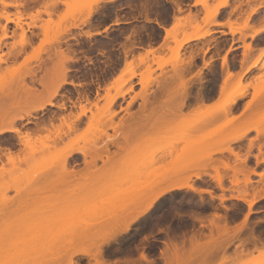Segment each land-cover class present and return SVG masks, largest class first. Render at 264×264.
<instances>
[{"label":"rangeland","instance_id":"rangeland-1","mask_svg":"<svg viewBox=\"0 0 264 264\" xmlns=\"http://www.w3.org/2000/svg\"><path fill=\"white\" fill-rule=\"evenodd\" d=\"M3 1L6 3L21 2V0ZM166 2L168 3V0ZM227 2L228 0H223L221 5H226ZM30 3H50L53 7L45 8L43 11L37 9L36 14L33 15L30 9L24 11L20 8L5 7L0 3V36L4 26L8 28L9 35L7 39L3 40L4 44L0 43V57L7 60L6 63L0 64V128H10L14 125L22 133L31 131L33 133L32 141L35 144L38 143L37 141L40 140L39 142H41L42 140L35 147L38 146L36 148L40 150V146L41 149H44V153L41 151L40 154H37L36 160L30 166H26L25 163H21L19 160L16 162V167L12 166L8 161L7 149L11 148V151L17 154V158L19 157L21 160L24 158L26 151L24 153V147L19 145L18 137L15 134H7L0 137V168L4 167L5 171L14 169L13 167L20 168L17 173H14L16 175L13 177L9 176V174L4 175L3 171L2 176L5 184L2 181L1 183L5 185L2 188L6 193L2 191L0 193L1 197L8 195L10 201V198L17 200L15 195H88L94 200H98L100 197H130V199H133L143 196L152 198L153 195H147L148 191L159 180L172 178V180L182 181L192 176L189 181L190 184L197 189H211L216 195V199L182 191L166 196L156 206L159 209H164L172 200L174 203L172 204L176 205L177 208L182 207L186 202L189 203L191 210H198L201 207L208 206L215 208L213 215L202 219L199 215H191L192 219H201L200 223L208 227V230L205 231L206 235L197 237L200 240L196 238L202 242H199L200 245H196L193 253V264H200L201 260L206 258V256L209 261H214L215 264H219L224 258L232 260L234 257L236 261L253 262L255 259L264 260V257L261 256L262 247H259L258 244L260 240L259 228L254 227V229H251L252 236L249 237L244 234L242 223L241 227H239L241 230L238 229L239 231L234 236V230L237 231V229L232 227L233 222L229 220L231 211L228 207L236 205L232 203L233 201L242 202L233 200L232 196L241 195L251 200L264 194V188L262 187L264 184L254 183V177H261L258 171L261 170L260 166L264 164V154H262L264 149L261 148V140L264 139V74L260 73L252 82L244 84L246 73L235 76L227 70L224 82L220 87V100L208 106L205 102L198 105L193 103L198 95V98H204L201 94H206V91L209 88L211 89V87H217L220 82L218 68L214 69L212 62L205 61V59L200 67L198 62L192 60L191 63L195 64L190 69L192 71L184 75L180 73L181 68L184 64H188V60H190L192 55H195V59L201 53L206 57L209 51V45L208 47L204 45L201 48H195L185 56L182 53L183 47H180L181 42L187 36L209 32V27L215 25L214 17L218 11L208 8L209 0H197V3L202 5L206 12L205 18L201 21L203 24H199L197 15H192L190 10L188 16L179 19L174 29L169 31L167 41L160 49H153V45H149L147 50H141L138 47H146L151 42L157 43L161 37V32L149 24H142L139 30L132 27L114 31L105 37L101 35L89 37L88 35L91 33L82 32V30L79 33H72V28H79L81 25H85L83 22L93 7L92 0H30ZM59 4L64 5L67 11L60 17V22L55 23L53 21L54 8ZM134 8V0L109 1L98 8L95 13L96 18L91 25L105 26L109 23H114L113 25H115L114 21L117 18L120 19L121 14L126 15L129 19L137 18L138 14L134 12ZM181 9L180 7L179 11L183 13ZM171 12L172 10L170 12L165 11L163 13L164 19H168ZM19 13L23 15L22 23L20 24L27 31L26 36L28 37L26 38L29 42V45L23 47L24 49L19 45L22 30L17 28L15 23L7 24L4 19V16L10 15L12 19L16 20L20 16ZM158 15L161 14L158 13ZM27 24H31V27H28ZM34 28L41 29V33L34 35L36 41H38L37 44L35 39L32 40L29 36L30 31ZM189 29H191V32H189ZM242 30H244V27L236 28L232 32ZM137 32H142V35L137 34L134 42H129L125 39L126 33ZM10 39H14L11 45L8 44ZM119 43H122V52L116 50L119 47ZM27 47H31L29 53L25 52ZM138 50L143 53L136 54ZM149 50L155 52L147 55ZM126 51L131 53L129 52V55H125ZM18 52L20 54L14 56ZM23 53L24 55H22ZM10 55L12 56L10 57ZM141 57L143 58L142 62L140 60ZM225 58L227 67L228 57ZM262 59L263 55L255 60L252 66L259 65ZM123 70L124 73L122 74ZM129 71L136 72V77L131 79V81L128 80L130 77ZM65 72H67L66 78L68 82L74 81L75 84H80V86L64 85L54 98L56 107L48 106L44 110L35 112V107L52 98L54 91L61 84ZM187 83L190 85L192 101L190 107H188L189 109L186 107L181 110L178 105H180V99L182 98V87ZM111 84L114 86L111 89L112 97H116L118 93L128 90L131 86L133 90L126 94L124 98L117 96L112 107L108 108L107 103L111 97H107L106 93L107 88ZM205 89L206 91H204ZM250 90L253 91V95L243 105L241 111L233 110L227 112L226 105L230 98L240 93H245V96H247ZM78 92L86 93L89 97H96L92 101L89 98L91 102L82 99L80 104L76 103V106H74L70 101L77 96L79 97ZM111 95L109 94V96ZM128 97L126 108H128L129 103L134 101L127 112L126 108L124 110L121 109L124 116L118 119L121 114L117 112V103L126 100ZM95 103L98 104L97 107H95ZM137 103H140L139 109L137 112H133ZM62 104H66V107L64 109L58 108ZM68 105H71V107H68ZM84 105L91 112L87 110V116H83L76 124L73 122L74 118L79 115L81 107ZM30 113L35 117L32 119L34 123H28L26 120L20 121V118H26ZM92 116H96L94 117L96 118V120L94 119L95 121L99 119L100 121L96 125V122L92 119L95 124H92L93 121L91 120V127L90 118ZM72 119L74 120L72 121ZM83 119H86L84 123H82ZM37 122L42 124L40 125L42 126L40 131H37L35 125ZM71 123H74L72 125L75 128V130L72 129L74 131L68 129L67 125H71ZM93 125H96V127H93ZM126 125L127 129H125ZM114 126H118V128L112 129ZM126 130L131 135L137 134L136 131H139L137 143H135V139L130 143L132 144L130 147L134 146L135 151L132 149L129 154H126L125 150L122 149L129 147L125 145L127 144L124 137L127 135ZM252 132H255L256 136L249 139L247 147L242 144L236 145L237 143L228 144L234 137L242 133L247 135L241 141L245 143V140L249 138ZM47 135H50L49 140H47ZM57 135L61 136L62 140H58ZM10 141L14 144L12 145ZM8 143H10V146H8ZM122 143L124 144L122 145ZM68 145L75 152L81 150L85 153L84 155L80 154L83 161H77L79 165H75L77 156L73 161H70V165L68 164L67 168L69 170V173H67L70 175L61 183L57 182L53 190L29 193L30 182L28 181L30 180V174L33 176L32 179L42 178L44 173L46 175L49 172V174L53 173L55 176L59 172L61 174V165L55 160L56 154ZM250 145L252 147H249ZM46 146L52 147L47 148ZM226 147L239 153L241 158L239 160L236 159L229 151H225V155L217 153V151ZM113 152L114 154L117 152L118 155L116 153L115 156ZM96 156L98 158L102 156V160L98 158L95 160ZM245 158L247 159L245 160ZM253 159L256 160V168L252 167ZM179 165L180 167L192 165L195 168L188 171L185 175L179 174V176L174 177L173 171L180 168L178 167ZM224 165L237 168V170H226L223 168ZM204 167L207 168L206 172L202 170ZM214 167H218V173L213 169ZM198 173L202 174L201 179L194 176V174ZM218 175L224 179L223 186L225 191L219 187L218 182L215 180ZM62 176L60 177L62 178ZM60 177L57 178L61 179ZM236 179L239 180V184L233 185L232 181ZM248 179L251 184L246 187ZM206 180H211L217 186V189L206 184L204 182ZM5 187L8 188L7 191ZM245 190H247L248 195L245 194ZM224 195L229 197L225 201V207L223 209L220 206L215 207L216 203L220 202V196ZM8 197H4V199L6 198L7 200ZM104 198H102L104 201L101 202L102 204L100 200H98L99 203H93L94 201H92L83 209L88 214L102 215L103 217L100 216L103 223L100 222L90 228L99 231L103 230L104 232L111 230V233L123 229L120 227L123 226L122 224L116 225V221L112 220L113 218H109L111 213H114L113 211H121V209L118 206H116L118 210L112 208L111 203L104 200ZM209 199H211L210 202ZM125 200L126 204L129 203ZM116 201L113 199L112 202ZM119 201L116 203L120 204ZM176 201L180 203L176 204ZM13 202L12 204L16 201ZM145 203L147 204L148 201H145ZM256 205L257 203L254 205L253 210L257 209ZM8 207L6 210H8ZM140 207L133 208L132 206L131 209L133 210H131L128 205L126 209L124 208V211L120 212V215L123 213L128 214L129 212L135 215ZM9 209H14L13 205L10 204ZM128 209L131 211L127 213ZM135 209L136 211H134ZM215 215L222 216L223 221L222 219H215ZM99 216L97 217L98 219ZM163 217L167 219V212ZM175 217L179 218L180 216L175 215ZM248 217L250 218L251 215ZM226 218L227 220H225ZM237 220L238 218L235 221ZM212 222L220 226L227 224L230 229V236L222 235L219 237L218 229H215L216 226L212 227ZM132 227L134 225L130 229ZM211 228H214L213 237L220 240L218 242L211 241V246L215 245V248L206 254L205 246L210 241ZM205 236L206 238H204ZM104 237L106 236L96 238L95 243L100 244ZM236 244L239 246L236 247L235 253L232 254V248ZM251 244L254 249L252 252H248L246 246ZM189 248L178 247L177 251L182 250L178 251V261L185 262V264L190 263ZM172 253L173 251L166 254L165 264L172 262ZM227 264H235V262Z\"/></svg>","mask_w":264,"mask_h":264},{"label":"bare ground","instance_id":"bare-ground-1","mask_svg":"<svg viewBox=\"0 0 264 264\" xmlns=\"http://www.w3.org/2000/svg\"><path fill=\"white\" fill-rule=\"evenodd\" d=\"M107 1L111 2L114 0H97L96 6L91 8L90 12L88 13V17L84 20L83 24L88 23V21L90 19H92V17L97 12L99 6H101L102 3L107 2ZM240 1H242V0H240ZM2 4L5 7H12V5H14L16 3H6L3 1ZM19 14H20V16L16 20L12 19L10 17V15H7V14H6L7 16H4V19L7 21V24L8 23H15L17 25V28H20L22 30V34L20 36L21 40L19 41V45L23 48L24 46L26 47V45H29V42H28V39L26 38V37H28V36H26L27 31L24 30L23 26H21V24H20V23H22L23 15L21 13H19ZM117 24L118 23H115V25H117ZM27 25H28V27H31V24H27ZM2 29H3V31H2V35L0 36V39H1L0 43L4 44L3 40L7 39L9 37V35H8V31H7L8 28L7 27L4 26ZM169 33L170 32H168V35H169ZM210 33L211 32H205L202 34L198 33V34H193V35L187 36L181 42L180 47L182 48L185 44H188L189 42H191L193 40L203 39V38L209 36ZM92 35L93 34H89L88 36L90 37ZM168 35H166V36H168ZM245 48H247V50L251 49L249 45L246 46ZM0 49H1V46H0ZM130 51H128V52L126 51L125 55H127ZM20 52H18L17 55H14V56H18V54H20ZM154 52L155 51H153V50H149V51H147V55L153 54ZM11 56L12 55H10V57ZM14 58H16V57H14ZM140 60L142 62L143 58L141 57ZM192 60H195V55L194 56L192 55L190 60H188V64H187L188 66L184 64V66H187L188 69L184 66L181 68V70H180L181 74L184 75L185 73L192 71V70H190V69H192L191 67L195 66L194 63L193 64L191 63ZM223 60H224L223 66L226 67V65H225L226 58H224ZM6 61H7L6 59L4 60L3 58L0 57V64L6 63ZM223 66H222V68H223ZM228 70H229L228 72L230 73L229 68H228ZM123 73H124V70H123L122 74ZM129 76L130 77L128 80L131 81V79L136 77V72L135 71H132V72L129 71ZM66 77H67V72H65L63 74L61 84L54 91L52 98H49L48 100L40 103L37 107H35L34 108L35 112L44 110L48 106L49 107H56L57 105H56V103H54V98L59 94V89H61L64 85L69 84V85H72L74 87H77V85L74 83V81L68 82ZM118 80H122V79H118ZM187 84H184L182 87V93H181L182 101L180 99V105H178L181 110H183V108L190 107V105H191L190 103L192 101V99L190 97V91H191L190 87H189L190 85L189 84L187 85ZM110 87L107 88V93H106L107 97H111V99H109L108 103H107L108 108L112 107L117 96L124 98L126 96V94H129V92H131L133 90V87L131 86L130 88H128V90L118 93L116 95V97L115 96L112 97L111 89L114 86H112V84H111ZM212 89H214V88L211 87V90L209 88L208 91H212ZM200 91H201V89H200ZM204 91H206V89ZM213 92H211V93H213ZM211 93H209V94H211ZM78 94H79V97H78L77 101L76 102L73 101L74 106H76V103L80 104L82 99H84V100L86 99L87 102L90 101V99H89L90 97L88 96V94L79 93V92H78ZM109 94L111 96H109ZM203 94H205V93H203ZM203 94H201V96H204V98L203 97L198 98V96H199L198 95L197 99H195L193 104L196 103V105H198L200 103H204V102H206L205 100H207L209 97L212 96V95L210 96L207 93L209 95V97L205 98V95H203ZM243 97H245V93H240V94L230 98L228 100L227 105H226L227 106V109H226L227 112H231L233 110L238 111V109L240 107L238 101L240 99H242ZM132 102L129 103L128 108L131 106ZM178 104H179V101H178ZM94 105H95V107L98 106L97 103H95ZM262 106H263V104H262ZM65 107H66V104H62L61 106H58V108H61V109H64ZM128 108L125 109L126 112H127ZM87 110H89V109L88 108L86 109L85 105L83 107H81V112L79 113L78 116H76L74 118L75 120L72 119V121L74 120L73 121L74 123H76V122L78 123L83 116H87L86 115V112H88ZM89 111L91 112V110H89ZM116 114H114V115H116ZM94 117H96V116H92L90 118V126L91 127H92V124H95L94 121L96 120V118H94ZM34 118L35 117L30 113L29 115H27L26 118H20V121L26 120V121H28V123H34V122H32V119H34ZM97 118L99 119V117H97ZM92 119L93 120L95 119V120L93 121ZM91 120L93 121L92 124H91ZM98 121H100V119ZM98 121H95L96 125H97ZM74 123H71V125H69V124L67 125L68 129L70 131L72 129L75 130V128H73L74 126H72V125H74ZM35 125L37 128V131H40V127H42L40 125H42V124L40 122L39 123L37 122V123H35ZM96 125L95 126L93 125V127H96ZM114 127H112V129L118 128V126H114ZM10 128L15 129V131L7 133V134H15L18 137L19 145H22L24 147V153L26 151V154L24 155V158L21 160V158H19V157L17 158V156H18L17 154H15L14 152L11 151V148L7 149L8 150V161L10 162V164L12 166H15L16 162L18 160L21 163H25L26 166L27 165L30 166L36 160L37 154H40L41 151H42V153H44V149H41L40 146H39L40 150L37 149L38 146H36L37 148L35 147V145L40 144L42 142V140H41V142H39L40 140L37 141L38 143L35 144L32 141L33 133H31V131H26V132L22 133V131L14 125ZM127 128L128 127L126 125L125 129H127ZM0 129H2V127ZM74 130H72V131H74ZM99 130H100V128H99ZM126 131H127V135H125L124 137H125V141L127 144H125V145H128L129 147L127 149L126 148H122V149L125 150L126 154H129L132 149H133V151H135V148H133L134 146L130 147L132 145L130 143H132L133 139H135V143H137L136 141H137L138 136H139V131L137 130L136 131L137 134H133V135H131V133H128L129 132L128 130H126ZM7 134H4V135H7ZM4 135H2V136H4ZM64 135H66V134H64ZM246 136H247L246 133H242L239 136L234 137L228 144L240 143L242 140H244L246 138ZM12 138H14V137H12ZM47 138L45 137V139L49 140L50 135ZM57 139L62 140V137L58 136ZM5 142H7V141H5ZM112 143H113V141H112ZM9 144L10 143H8V146H10ZM13 144L14 143H12V145ZM123 144L124 143H122V145ZM44 145H46V144H44ZM117 146H118V143H117ZM119 146L121 147V145H119ZM46 147L50 148L52 146H46ZM0 149H1V146H0ZM107 150H108V148H107ZM225 151H227V152L229 151V153L232 154L238 160L241 158L240 157L241 155L239 153H236V151L234 152L229 147H226L225 149H220L219 151H217V153L225 155ZM116 153L114 154V152H113V154L115 156H116ZM80 154L84 155L85 153L81 150L80 151L77 150V152H75L73 149H71L70 145L64 147V149L62 151L57 152L55 160L61 165V169L63 171V173L61 171V174L63 176L60 174V172L57 174L62 176V178L58 175H56V176L53 175V173L49 174L50 173L49 172V173H46V175L44 173V175H43L44 177H42V178L32 179L33 176L30 174V176H29L30 180L28 181V182H30L29 183L30 188H28V192L29 193H32V192L39 193V192H42L44 190H53L55 188V185L57 182L61 183L62 181L66 180L68 175H70V174H68L69 170H67L68 166L70 165L69 162L73 161L76 158V156H78ZM126 154H125V156H127ZM15 155H16V157H15ZM117 155H118V153H117ZM119 156H117V157H119ZM96 158H98V157L96 156L95 160H96ZM98 159L102 160V156H101V158L99 156ZM246 159L247 158H245V160ZM109 160L112 161L111 159H109ZM263 162H264V160H263ZM15 167H13L14 169H11L9 171L8 170L5 171L4 167L0 168V183H1V181L2 182L4 181L3 180L4 178L2 176L3 171H4V175L9 174V176H12V177L16 175L14 173H17L20 170V168L19 167L15 168ZM178 167H180V165ZM193 168H195V167H193L192 165H184V166H181L180 168H177L176 170L173 169L174 170L173 172L175 174L174 177L179 176V174L185 175L188 171L192 170ZM223 168H225L226 170H233V171L237 170V168L230 167L228 165H224ZM213 169L218 173V171H219L218 167H214ZM202 170L206 172L207 168L204 167ZM11 172H12V175H11ZM253 173H255V172L253 171ZM201 175L202 174H200V173L194 174V176L198 179L202 178ZM57 177H60L61 179H59ZM191 177L192 176H189L187 178L183 177L185 179L182 181L172 180V178L165 179V180L164 179L159 180L158 182H156V185L153 186L151 188V190L148 191L149 193L147 195H153L152 198H145L143 196L139 197V198H133V199L132 198L130 199V197L129 198L105 197L106 199L104 197H100V198L101 199L104 198V200L111 203V205L113 206L112 208L118 210V208L116 207V206H118L121 209V211H113L114 213H111L112 216L110 215L109 218L110 219L113 218L112 220L116 221L115 222L116 225L117 224L123 225V226H120L123 228L122 231H120V234L126 233L129 230L131 225L138 223L142 219V217L145 216V214L150 212L156 206L157 203H160L161 199L165 198L168 195H174V193H176V192H182V191H185L186 193L192 192L191 187H195V186L190 184V182H189L191 180ZM215 180L218 182L219 187L223 191H225V188L223 186V180H224L223 177L218 175V177L215 178ZM3 183L5 184V182H3ZM232 184L238 185L239 180L238 179L233 180ZM250 184H251V182L248 179L246 182V187H249ZM0 185H1L0 189H3L2 186L3 187L5 186L2 183ZM5 190L7 191L8 188H6ZM2 191H4V189L0 190V193ZM195 194H198V193H195ZM245 194L248 195L247 190H245ZM16 196H17V200H15V199L13 200L12 198H10L11 199V201H10L8 195L7 196L4 195V197H8L7 200H6V198L4 199V197H1V195H0V197H1L0 198V264H55V261L57 259L65 257L68 253H75L79 250L88 249V248L99 245V244L95 243V239L103 237V236H107L108 234L111 233V230L104 232L103 230L99 231V230H93L92 228H90L93 225L99 224L100 222L103 223V221L101 220L102 215H100L101 217L99 215H97V216L91 215V214L86 213L85 210H83V209H85V207L90 202L92 203V201H94L93 203H97V202L99 203L98 200H100V203L104 202L103 199L101 200L99 197H98L99 198L98 200H94V198H91L88 195H15V197ZM233 197L238 198L235 200L242 201V202L246 203L248 206H249V204H251L252 207H251L250 212L248 213V216H249L253 213L254 205L256 203H258V201H260V200L262 201L264 199V194H261L257 197H254L251 200H248L245 196H241V195L240 196H232V198ZM107 198H110V199L113 198L114 201L117 200L116 202H118L120 199V201H119L120 204L114 202L116 204L115 205L112 202L113 199H111V201H110V199H107ZM95 199H97V198H95ZM124 199H126L127 202H129V203L126 204L124 202ZM12 200L14 202L16 201L17 203L15 202L16 203L15 204ZM145 201L146 202L148 201V203L146 204ZM12 202L14 204H12ZM10 204L13 205L14 209H9ZM8 205H9V207H8ZM128 205L130 206V209L132 208V206H133V208H135V207L137 208L140 206L141 207L139 208V211L135 215H132L131 212H129L133 209H131V210L128 209V211H127V213L129 212L128 214L123 213L122 215H120V212H122V210L124 211V208L126 209V206L128 207ZM7 207H8V210H6ZM11 208H12V206H11ZM134 211H136V209ZM133 214H134V212H133ZM98 216H99V219L97 218ZM214 217H215V219H218V220L222 219V216H220V215H215ZM43 219H44V221H42ZM225 220H227V218ZM222 221H223V219H222ZM255 223H253V224H255ZM211 224H212V227L216 226L215 229H218L217 233L219 234L218 235L219 237L222 235H226V236L229 235L230 236V229L227 227V224L222 225V226H220L214 222H212ZM213 230H214V228L211 230V236H209L210 241L208 240L209 242L206 243L208 245L205 246L206 254H208L211 249L215 248V245H212L213 246L212 247L210 242L211 241L218 242L220 240L219 238L213 237L214 236V235H212ZM239 230H241V229H239ZM239 230H237V231L234 230V236H236L235 233H237ZM201 236L203 237L204 235H201ZM197 237L198 236L192 237L191 244L189 246L190 247L189 248V250H190V263L189 264L194 263V259H193L194 254L193 253L195 252L196 245H200V243L202 242V241H198V240H200V238L198 239ZM204 238H206V236ZM256 238L258 239L257 236H256ZM257 239H254V240H257ZM259 242H261V241L259 240ZM259 242H258V244H260ZM178 247L179 246L174 245L173 253H172V258H173L172 261H178L179 260V255H178L179 250L177 251ZM180 251H182V250L180 249ZM73 259H79V257L73 256ZM207 261H209V258H207V256H206V258L201 260L200 264H206ZM232 261L233 262L236 261L235 257L232 260L230 258H224L223 259L224 264H227L229 262L233 263ZM260 261L261 260L255 259L253 261V264H259Z\"/></svg>","mask_w":264,"mask_h":264},{"label":"crops","instance_id":"crops-1","mask_svg":"<svg viewBox=\"0 0 264 264\" xmlns=\"http://www.w3.org/2000/svg\"><path fill=\"white\" fill-rule=\"evenodd\" d=\"M222 1L223 0H209L208 8L210 10L218 11L216 16L214 17L215 25L209 27V32H211L210 35L200 40H193L188 44H185L182 48V53L187 56L190 51L194 50L195 48H201L204 45H207L206 47H208L209 45L207 56L204 57V55L201 53L199 57L195 59L196 62L199 63V67L203 65L204 59L205 61H211L213 68H218V71L220 73V82L217 84V87L212 89V91H206V94L214 91V94H209L210 96L212 95L211 97H209L208 94H205V98L209 97L207 100H205V104L208 106L213 105L220 100V87L224 82L228 68L230 69V73L235 76L242 75L246 72L243 81L244 84L252 82L253 79H255L260 73L264 74V63L260 62L259 65L252 66L253 62L257 60L261 55H263V59L261 61H264V54H262L261 52V50L264 49V38H262V36H264V33L261 32V29L264 28V15L261 14L262 12H264V9L260 7L262 4H264V0H228L226 5H221ZM107 2L102 3L99 7L104 6ZM168 3L173 5L170 17L168 19H164L163 25H151L161 32L160 40L157 43H148L146 47H138V49L147 50L149 45H153V49H160L167 41L166 35H168V32L174 29L179 19L188 16L190 10L192 15H197L199 24H203L201 21L205 18L206 12L203 6L197 3V0H168ZM178 6L182 8L183 13L179 11ZM66 11L67 9L64 5H57L54 8L55 15L53 16V21L55 23L60 22V17ZM157 16H159L158 13ZM95 18L96 15H94L92 19H90L85 25H81L79 28H72L71 32L79 33V31L82 30V32H90L95 36L101 35L102 37H105L111 32L132 28L133 25H136V23H140L137 18L129 19L126 17V15L121 14V22L119 23V25H113L114 23H112V27L109 29V31L103 32L102 26L91 25ZM129 21H131V23H129ZM103 27H108V25H105ZM242 27H244V30L234 33L232 32L234 31V29ZM189 32H191V29H189ZM38 33H41V29L34 28L30 31L29 36L32 38V40H34V35H38ZM13 40L14 39H10L8 44L11 45L13 43ZM35 43L37 44L38 41H36ZM248 45L251 48L249 50L245 48ZM116 50L122 52V43H119V47H117ZM30 51L31 47L25 48L26 53H29ZM140 53L143 52L140 50L136 51V54ZM22 55H24V53ZM225 57H228V66L227 68L225 67L224 70L222 66L224 64L223 59ZM185 67L187 68V66ZM76 85L80 86V84ZM252 95L253 91L250 90L247 96L238 101L240 105L238 109L239 111H241L243 105L251 99ZM83 120L85 121L86 119ZM255 136L256 133L252 132L249 138L245 140V143L240 142L236 145L242 144L247 147L249 145V139ZM77 157H80V155H78ZM252 164V167L256 168V160L253 159ZM260 167L261 170L258 171V174H260V172H263L264 164ZM254 183H260V185L262 183L264 184L261 177H254ZM262 187L264 188V186ZM232 203L239 205L240 207H244L240 202L233 201ZM256 207L257 209H262L264 207V199L262 201H259ZM262 214L251 215V217L249 218V222H256L255 224H253L252 229L256 226L260 230V224L258 220ZM254 218H256L255 221ZM242 223L243 221L241 217L234 223L233 228H236L238 230V226H241ZM236 247L237 244L233 246L231 251L232 254L235 253ZM259 247H262V249H264V243L260 242ZM253 249L254 246L252 244L246 246V250H248V252H252Z\"/></svg>","mask_w":264,"mask_h":264},{"label":"snow or ice","instance_id":"snow-or-ice-1","mask_svg":"<svg viewBox=\"0 0 264 264\" xmlns=\"http://www.w3.org/2000/svg\"><path fill=\"white\" fill-rule=\"evenodd\" d=\"M3 0H0L2 3ZM97 0H92L93 7L96 6ZM135 8L134 12L137 15V19L140 21V24L133 25L134 29L139 30L142 24H150V25H163L164 16L163 13L165 11L170 12L172 10L173 5L166 2V0H134ZM12 7L20 8L24 11H28L29 9L32 11L33 15L36 14L37 9L43 11L45 8L53 7L50 3H41V4H33L30 3V0H21V2L12 5ZM264 9V4L260 6ZM157 13L161 15L157 16ZM264 15V12L261 13ZM115 23H120V19L117 18ZM131 23V21H129ZM112 27V23L108 24V27H103V32H108ZM261 32L264 33V28L261 29ZM137 34L142 35V32L137 33H126L125 39L129 42H134L136 40ZM264 38V36H262ZM262 54H264V49L261 50ZM264 63V61H261ZM15 129L12 128H2L0 129V136L13 132ZM249 147H252L251 145ZM261 148L264 149V139L261 140ZM264 154V153H262ZM260 176L262 177V182H264V172H260ZM191 191L193 193H198L200 196L212 197L216 199V195L211 191V189H197L195 187H191ZM226 195L220 196V208L223 209L225 207V201L228 199ZM233 200L238 199L233 197ZM229 210L233 215H236L238 219L242 217L243 221V230L246 236L251 237L252 232L251 229L253 227V222H249L248 214L251 210V204H249L247 209L240 207L239 205L228 206ZM256 218H254V221ZM260 224V241L264 243V214L258 220ZM127 226V225H126ZM241 227V226H238ZM120 231L108 234L103 238L101 243L97 246L79 250L75 253H68L65 257L59 258L55 261V264H160V261L151 259L148 255H145L143 252V248L137 249L133 255L136 256L135 260L130 259H117V256L123 257L124 253L119 251L121 241L119 239ZM149 239V237H146ZM107 245V247H104ZM239 245H237L238 247ZM73 256H78L79 259H73ZM261 256L264 257V249L261 250ZM170 264H185L182 261H172ZM206 264H215L214 261H207ZM219 264H224L223 261H220ZM235 264H253L252 261H235ZM259 264H264V260H261Z\"/></svg>","mask_w":264,"mask_h":264},{"label":"flooded vegetation","instance_id":"flooded-vegetation-1","mask_svg":"<svg viewBox=\"0 0 264 264\" xmlns=\"http://www.w3.org/2000/svg\"><path fill=\"white\" fill-rule=\"evenodd\" d=\"M96 96H90L91 101L95 99ZM78 96L73 98L70 103L76 102ZM129 97L126 100L119 101L117 103V112L120 115L118 119L124 116L121 109H125L128 104ZM140 103H137L134 106L133 112H137L139 109ZM71 107V105H68ZM85 121L83 120L82 123ZM83 161V158L77 157L75 160V165H79L77 161ZM206 184H209L214 189H217V186L211 180L204 181ZM197 195V194H195ZM211 199H209L210 202ZM171 200L167 207L157 208L155 206L150 212L145 214L142 219L133 224L134 227L126 233H121L119 235V239L121 241V245L119 251L124 253L123 257L117 256V259L125 258L130 260H135L136 256L133 253L139 249L143 248V252L145 255H148L153 260H159L160 264H165V257L167 253H171L173 251L174 245L179 247H189L192 237L205 235L206 230H208L207 225H203L200 223V220L203 217H207L213 215V210L211 206L201 207L198 210H191L189 208V203L186 202L182 207L177 208L176 205L172 204ZM179 201H176V204H179ZM244 207V209L248 208V205L244 202H240ZM158 204V203H157ZM156 204V205H157ZM220 206V202L216 203L215 207ZM220 209V208H219ZM176 210L180 211L177 212ZM167 212V219H164L163 215ZM264 214V207L262 209H255L251 215L256 214ZM196 214L199 215L201 219H192L191 215ZM175 215L180 216L176 218ZM148 216V217H147ZM236 215L230 213L229 220L234 223L236 222ZM162 221V223H160ZM165 221V223H164ZM232 225V227H233ZM132 226V225H131ZM130 226V227H131ZM256 227V226H255ZM149 237V239H146ZM107 247V245H104Z\"/></svg>","mask_w":264,"mask_h":264}]
</instances>
